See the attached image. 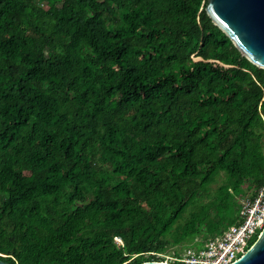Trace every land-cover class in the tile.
<instances>
[{
    "label": "trees",
    "instance_id": "obj_1",
    "mask_svg": "<svg viewBox=\"0 0 264 264\" xmlns=\"http://www.w3.org/2000/svg\"><path fill=\"white\" fill-rule=\"evenodd\" d=\"M39 1L0 0V259L136 264L231 224L264 182V68L207 0Z\"/></svg>",
    "mask_w": 264,
    "mask_h": 264
},
{
    "label": "built area",
    "instance_id": "obj_2",
    "mask_svg": "<svg viewBox=\"0 0 264 264\" xmlns=\"http://www.w3.org/2000/svg\"><path fill=\"white\" fill-rule=\"evenodd\" d=\"M235 194L234 221L221 232L204 238L195 236L153 252L158 261L172 264H229L241 257L254 243L264 226V182L245 184ZM115 241L120 242L119 237Z\"/></svg>",
    "mask_w": 264,
    "mask_h": 264
},
{
    "label": "water",
    "instance_id": "obj_3",
    "mask_svg": "<svg viewBox=\"0 0 264 264\" xmlns=\"http://www.w3.org/2000/svg\"><path fill=\"white\" fill-rule=\"evenodd\" d=\"M206 14L254 65L264 68V0H207ZM0 264H11L0 259ZM136 264H172L146 260ZM229 264H264V226L250 248Z\"/></svg>",
    "mask_w": 264,
    "mask_h": 264
},
{
    "label": "rangeland",
    "instance_id": "obj_4",
    "mask_svg": "<svg viewBox=\"0 0 264 264\" xmlns=\"http://www.w3.org/2000/svg\"><path fill=\"white\" fill-rule=\"evenodd\" d=\"M37 3L45 9L48 7V4L45 1L37 0ZM224 180H225V176L222 172L215 175L213 180L206 186L205 192H203L201 195H199L197 201L194 204L189 205L187 207V209L185 210V212L182 214V216L177 220V222L175 223V225L173 227L172 234L169 236H172V235L180 232L181 227L183 226L184 222L189 218L190 213L197 210L200 205L209 204V203L213 202V200L216 196V193H217V188L219 185H221L224 182ZM85 190H86V194H87L88 199H89L91 197L90 191L88 190L87 187L85 188ZM125 264H132L131 259L126 261Z\"/></svg>",
    "mask_w": 264,
    "mask_h": 264
}]
</instances>
